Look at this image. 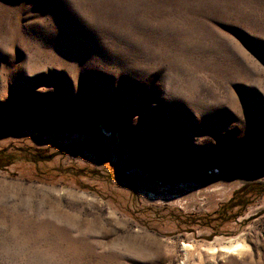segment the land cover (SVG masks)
<instances>
[{
	"label": "rangeland",
	"instance_id": "374dc122",
	"mask_svg": "<svg viewBox=\"0 0 264 264\" xmlns=\"http://www.w3.org/2000/svg\"><path fill=\"white\" fill-rule=\"evenodd\" d=\"M0 154V264H264V0H0Z\"/></svg>",
	"mask_w": 264,
	"mask_h": 264
},
{
	"label": "trees",
	"instance_id": "16d2710c",
	"mask_svg": "<svg viewBox=\"0 0 264 264\" xmlns=\"http://www.w3.org/2000/svg\"><path fill=\"white\" fill-rule=\"evenodd\" d=\"M12 155L0 154V168L13 163ZM264 194V183L246 184L233 192L230 199L213 212L212 221L225 223L238 216L254 200ZM193 224V223H189Z\"/></svg>",
	"mask_w": 264,
	"mask_h": 264
},
{
	"label": "bare ground",
	"instance_id": "6f19581e",
	"mask_svg": "<svg viewBox=\"0 0 264 264\" xmlns=\"http://www.w3.org/2000/svg\"><path fill=\"white\" fill-rule=\"evenodd\" d=\"M213 192H222L221 188H215L213 190ZM182 249V253L185 256L187 254V251L189 250V246L188 245H182L181 246ZM240 249V246L237 245H232L230 247H224V249H222V251L227 252V253H235Z\"/></svg>",
	"mask_w": 264,
	"mask_h": 264
}]
</instances>
